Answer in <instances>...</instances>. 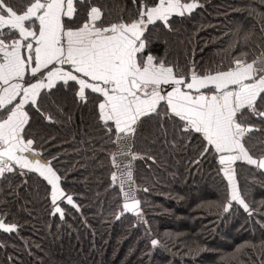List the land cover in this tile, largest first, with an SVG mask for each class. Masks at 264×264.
<instances>
[{
	"label": "snow or ice",
	"instance_id": "snow-or-ice-1",
	"mask_svg": "<svg viewBox=\"0 0 264 264\" xmlns=\"http://www.w3.org/2000/svg\"><path fill=\"white\" fill-rule=\"evenodd\" d=\"M133 3L135 13L107 19L95 0H0V177L34 176L50 210L62 218L63 201L79 209L63 186L61 157L45 147L56 138L41 137L40 143L39 134L30 131L34 113L52 121L41 101L62 92L74 102L93 104L96 125L108 141L101 149L112 146L108 190L116 191L118 184L117 198L123 200L117 218L139 216L130 164L156 163L151 149L157 145L160 156L191 149L190 165L217 161L227 182L225 210L235 202L251 215L234 166L244 162L264 170V139L249 145L255 133L264 137V45L252 59L234 52L219 67L204 68L195 57L190 64L171 62L153 53L149 34L158 24L171 31L173 18L190 14L197 0ZM236 38L230 47L239 48V30ZM142 134L149 150L141 155L131 143ZM81 143L98 142L89 137ZM86 150L96 153L94 147ZM19 227L10 213L0 212V231L12 234Z\"/></svg>",
	"mask_w": 264,
	"mask_h": 264
},
{
	"label": "trees",
	"instance_id": "trees-1",
	"mask_svg": "<svg viewBox=\"0 0 264 264\" xmlns=\"http://www.w3.org/2000/svg\"><path fill=\"white\" fill-rule=\"evenodd\" d=\"M107 19L131 15L133 0H95ZM199 7L173 18V29L159 24L149 34L152 51L169 61L219 67L247 52L258 55L264 45V0H197ZM239 48L230 47L237 42ZM248 35V39L243 37ZM52 121L32 115L30 131L41 139L55 137L45 147L61 157L63 186L79 209L60 204L63 218L51 214L50 199L36 179L7 173L0 177V212L20 225L17 232L0 231V264H264V171L237 162L238 186L251 215L232 202L226 211V180L218 162L208 158L190 165L194 153L169 149L157 162L131 161L133 187L140 214L117 218L122 197L108 190L113 171L108 141L96 125L92 103L74 102L70 94L55 92L41 101ZM94 137L97 144L82 140ZM264 139L255 133L249 145ZM95 148V155L86 149ZM133 152L149 150L144 135L131 143ZM171 153V154H169ZM98 157V159L96 158ZM147 188L145 192L143 189ZM158 243L154 246L151 240Z\"/></svg>",
	"mask_w": 264,
	"mask_h": 264
},
{
	"label": "water",
	"instance_id": "water-1",
	"mask_svg": "<svg viewBox=\"0 0 264 264\" xmlns=\"http://www.w3.org/2000/svg\"><path fill=\"white\" fill-rule=\"evenodd\" d=\"M262 171H264V170H262ZM63 203L66 204V205H68L67 202H66V200L63 201ZM60 206H61V205H60ZM69 206H71V205H69ZM71 207H72V206H71ZM61 208H62V207H61ZM73 208H74V207H73ZM229 208H230V206H229ZM229 208H228V209H229ZM51 214L58 215V217L62 218V217L60 216L59 213H53V212L51 211ZM124 214H126V213H124ZM133 214H136V213H133ZM120 216H121V214L119 215V217H120Z\"/></svg>",
	"mask_w": 264,
	"mask_h": 264
},
{
	"label": "crops",
	"instance_id": "crops-1",
	"mask_svg": "<svg viewBox=\"0 0 264 264\" xmlns=\"http://www.w3.org/2000/svg\"><path fill=\"white\" fill-rule=\"evenodd\" d=\"M120 159L122 160L124 165H128L129 164V161L127 159H124L123 157H121ZM130 166H131V164H130ZM126 187H127V185H126Z\"/></svg>",
	"mask_w": 264,
	"mask_h": 264
},
{
	"label": "flooded vegetation",
	"instance_id": "flooded-vegetation-1",
	"mask_svg": "<svg viewBox=\"0 0 264 264\" xmlns=\"http://www.w3.org/2000/svg\"><path fill=\"white\" fill-rule=\"evenodd\" d=\"M186 14H188V13H186Z\"/></svg>",
	"mask_w": 264,
	"mask_h": 264
},
{
	"label": "rangeland",
	"instance_id": "rangeland-1",
	"mask_svg": "<svg viewBox=\"0 0 264 264\" xmlns=\"http://www.w3.org/2000/svg\"><path fill=\"white\" fill-rule=\"evenodd\" d=\"M135 189V188H134Z\"/></svg>",
	"mask_w": 264,
	"mask_h": 264
}]
</instances>
